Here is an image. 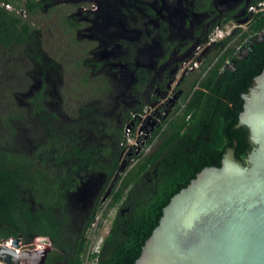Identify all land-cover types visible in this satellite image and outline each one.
<instances>
[{"label":"trees","instance_id":"trees-1","mask_svg":"<svg viewBox=\"0 0 264 264\" xmlns=\"http://www.w3.org/2000/svg\"><path fill=\"white\" fill-rule=\"evenodd\" d=\"M44 2L49 0H0V48L32 45L35 28L25 17ZM260 2L264 0H252L250 5ZM248 25L251 33H244L243 39L256 33L260 39L244 42L242 54L233 49L219 52L216 65L194 82L184 107L167 119L164 137L152 153L137 154L124 136L139 112L127 110L110 119L95 115L84 119V125L67 128L55 113L46 115L43 99H36L42 134L29 142L18 138L12 125L19 116L0 118V243L34 233L51 242L53 250L45 264H84L87 232L116 178L109 206L121 212L98 252L88 259L94 264H136L174 195L206 167H221L227 149L234 148L235 158L244 163L253 150L249 128L238 123L243 96L264 70V11ZM229 42L221 44L226 48ZM83 130L97 139H87ZM159 133L157 128L147 144L152 145Z\"/></svg>","mask_w":264,"mask_h":264},{"label":"flooded vegetation","instance_id":"flooded-vegetation-1","mask_svg":"<svg viewBox=\"0 0 264 264\" xmlns=\"http://www.w3.org/2000/svg\"><path fill=\"white\" fill-rule=\"evenodd\" d=\"M65 1L58 2L62 4ZM78 1L80 4L75 8L77 23L66 20V24L73 29L86 27L85 34L98 44L95 54L99 58V67H115V61H118L122 67L120 73L131 79L126 94H122L109 117L103 118L121 117V112L127 110L139 112L135 113L131 125L134 128L139 126L146 134L149 132L150 138L160 128L161 140L167 119L179 107H184L186 95L193 92L196 80L189 84V78L199 74L198 79L202 80L218 62V58L212 62V59L202 57L210 51L211 46L228 39L230 42L226 49L234 45L237 48L233 49L234 53L242 54L244 26L256 15L248 12L253 5H250L252 0ZM71 10H67L66 14L72 15ZM229 16L231 18L228 20ZM256 39H260L257 33L248 36L245 45ZM39 79L38 86L30 92L34 113L36 99H43L45 114L50 116L55 113L47 106L53 97L49 91L50 83ZM41 91L43 97L39 96ZM143 95L146 97L143 98ZM87 108L88 112L92 109ZM83 123V120H79L74 125L77 127ZM97 195L98 192L93 193L92 198L95 199ZM117 210L119 213L120 209ZM32 235L35 236L32 248L25 238L3 240L0 247H9L17 239L18 252L47 249L46 263L48 254L53 250L51 242L46 237L49 244L45 245L36 240L43 236ZM8 241H11L9 246L6 244ZM90 262L88 259L84 264Z\"/></svg>","mask_w":264,"mask_h":264},{"label":"water","instance_id":"water-1","mask_svg":"<svg viewBox=\"0 0 264 264\" xmlns=\"http://www.w3.org/2000/svg\"><path fill=\"white\" fill-rule=\"evenodd\" d=\"M243 97L238 126L254 146L246 163L229 148L221 167H206L174 195L136 264H264V70ZM17 242L0 247L1 264L45 263L47 249L17 252Z\"/></svg>","mask_w":264,"mask_h":264},{"label":"rangeland","instance_id":"rangeland-1","mask_svg":"<svg viewBox=\"0 0 264 264\" xmlns=\"http://www.w3.org/2000/svg\"><path fill=\"white\" fill-rule=\"evenodd\" d=\"M58 1L44 2L38 11L26 17L23 10L17 11L35 28V39L30 47L0 48V118L19 116L21 119L12 120V125L17 130V137L21 140L28 139V142L33 141L36 135L42 134L30 94L31 90L38 86L39 78L50 83L49 91L53 97L49 99L47 106L60 115V123L65 124L67 128L75 126L74 122L84 121L95 115L107 117L121 99L122 94H126L127 85L131 80L130 76L120 73L122 67L119 66L118 61H115V67H99L97 65L99 58L97 53L95 54L98 44L85 34L86 27L73 29L66 24V20L77 23L75 8L80 1L66 0L62 4ZM6 8L14 10L11 5ZM70 9L73 10L72 15H67L66 12ZM246 26L247 31H243V34L251 33L250 25L244 27ZM255 32L252 30V34ZM248 35L250 34H247L246 38ZM242 41L244 43L247 39ZM225 46L221 43L214 44L202 58L216 59L219 52L226 49ZM229 49L237 48L230 45ZM198 77L199 74H195L189 78V84ZM189 95L190 92L186 96ZM145 97L146 95H143V98ZM87 107H91V111L87 114L82 113L84 109H88ZM32 128L39 132H32ZM5 130L3 126L2 132ZM83 131L87 139H97L95 135L88 133L89 131ZM149 135V132L148 134L142 132L139 126H136L134 131L127 126L124 130L127 145L136 149L139 155H146L157 150L161 141L158 138L159 135L155 137L152 145H148ZM130 154L131 152L128 151L127 155L130 156ZM127 167L126 165L125 168ZM116 180L115 178L102 198L101 210L87 232V237L94 241L92 247L95 245V240L102 241L106 236L118 214L117 207L109 206Z\"/></svg>","mask_w":264,"mask_h":264},{"label":"built area","instance_id":"built-area-1","mask_svg":"<svg viewBox=\"0 0 264 264\" xmlns=\"http://www.w3.org/2000/svg\"><path fill=\"white\" fill-rule=\"evenodd\" d=\"M6 6H9V5H6ZM264 11V2H260L258 5H252V6H250L249 8H248V12H253L254 14H258V13H260V12H263ZM247 26L246 27H244V31H247ZM220 38H223V37H220ZM127 127H131V125H128ZM136 150V149H135ZM89 238V239H88ZM10 242L11 241H8V243H6V244H10ZM87 242H88V245H89V247H88V249H87V253H86V259H85V261L87 262V260H88V256L90 255V254H94V253H96V252H98V250H99V246H100V242L101 241H96L95 240V245L92 247V245H93V242H92V239L90 238V237H87ZM10 247V246H9ZM92 247V248H91ZM16 251L18 252V249L16 248ZM91 263V262H90ZM0 264H1V262H0Z\"/></svg>","mask_w":264,"mask_h":264},{"label":"bare ground","instance_id":"bare-ground-1","mask_svg":"<svg viewBox=\"0 0 264 264\" xmlns=\"http://www.w3.org/2000/svg\"><path fill=\"white\" fill-rule=\"evenodd\" d=\"M9 246V244H7ZM38 248H39V245H38Z\"/></svg>","mask_w":264,"mask_h":264}]
</instances>
